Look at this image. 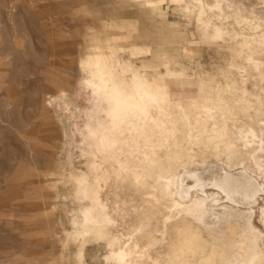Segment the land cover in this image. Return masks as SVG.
Segmentation results:
<instances>
[{
  "label": "rangeland",
  "instance_id": "1",
  "mask_svg": "<svg viewBox=\"0 0 264 264\" xmlns=\"http://www.w3.org/2000/svg\"><path fill=\"white\" fill-rule=\"evenodd\" d=\"M246 219L263 260L264 0H0V264H242Z\"/></svg>",
  "mask_w": 264,
  "mask_h": 264
},
{
  "label": "bare ground",
  "instance_id": "2",
  "mask_svg": "<svg viewBox=\"0 0 264 264\" xmlns=\"http://www.w3.org/2000/svg\"><path fill=\"white\" fill-rule=\"evenodd\" d=\"M87 65L91 73L97 78L98 85H100L101 88H103L105 92L108 93L109 96L114 100L115 109L113 111V116H120V111L129 106L130 101L126 99L125 93L121 86V82L114 78L112 68L107 64L106 59L102 55H100V53H93L88 58ZM133 104L138 106V101H134ZM250 229V222L248 219H246L242 232L243 235L246 236L247 243L246 248L244 249L245 253L240 261L242 264H263L264 258L262 260L260 250L261 248H259L255 236L247 232ZM229 231L231 234H235L237 232L235 228L232 227H230Z\"/></svg>",
  "mask_w": 264,
  "mask_h": 264
}]
</instances>
